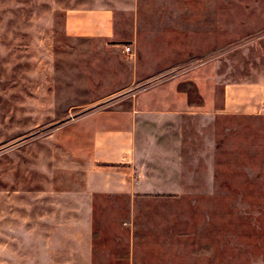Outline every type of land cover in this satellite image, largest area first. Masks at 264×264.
Here are the masks:
<instances>
[{
  "label": "crops",
  "instance_id": "crops-1",
  "mask_svg": "<svg viewBox=\"0 0 264 264\" xmlns=\"http://www.w3.org/2000/svg\"><path fill=\"white\" fill-rule=\"evenodd\" d=\"M182 1L159 0L157 15L177 22L149 25L142 40L133 4L68 11L65 34L85 43L87 58L85 70L70 75L71 108L81 110L53 138L71 167L46 170L50 183L39 178L24 199L2 203L6 264H171L179 234L169 225L179 217L158 212L162 201L199 205L217 193L219 174H237L233 166L219 169V151L233 144L235 119H264V58L255 64L249 55L252 46L264 51V0H242L241 9L194 0V26L180 20ZM218 16L255 17L236 29L246 33L240 41L262 33L239 44L241 65L226 55L219 67L218 49L227 44L218 42ZM223 22L233 30L231 20ZM191 29L194 49L185 52ZM125 44L133 45V60L125 59ZM143 207L149 216H141ZM141 223H149V244ZM12 251L22 260L13 262Z\"/></svg>",
  "mask_w": 264,
  "mask_h": 264
},
{
  "label": "rangeland",
  "instance_id": "rangeland-1",
  "mask_svg": "<svg viewBox=\"0 0 264 264\" xmlns=\"http://www.w3.org/2000/svg\"><path fill=\"white\" fill-rule=\"evenodd\" d=\"M158 3L153 1L149 15V0H0V217L6 219L8 210L1 208L2 203L24 199L25 190L32 185L39 188V178L50 183L54 177L46 175V170L54 173V169L71 167L70 159L56 147L53 138L59 133L56 127L81 110L71 108L70 75L81 67L85 70L87 58L85 43L65 34L68 11L133 4V23L142 40L149 36V25L164 26L177 20L173 15H157ZM183 4L186 14L180 15V20L194 26L199 8L194 0H184ZM218 6L241 9L242 0H218ZM243 18L255 19L218 16V42L220 46L227 44L218 49L221 69L226 55L235 66L245 62L239 44L262 34L249 33L241 41L237 39L246 35L236 30L241 28ZM226 19L233 22V30L223 26ZM201 24L202 40L206 41L209 24ZM193 35V29L185 33V52L194 49L190 45ZM74 51L78 55L72 56ZM263 53L261 48L250 47L251 63L263 59ZM233 127V144L221 145L224 149L219 151L218 162L219 169L225 172L227 166H233L237 174L232 178L218 175L216 198L203 197L196 206L186 200L179 207L172 201H162L158 208L160 213L179 217L178 223L169 225V229L175 228L176 236L179 234L175 245L179 252L170 257L171 264H264V119H235ZM241 170H246L244 175ZM140 213L149 216V207H143ZM3 226L6 223L0 218V264L7 262L1 249V243L6 242ZM138 231L141 237L147 236L149 244V223H141ZM22 258L12 251L13 262Z\"/></svg>",
  "mask_w": 264,
  "mask_h": 264
},
{
  "label": "built area",
  "instance_id": "built-area-1",
  "mask_svg": "<svg viewBox=\"0 0 264 264\" xmlns=\"http://www.w3.org/2000/svg\"><path fill=\"white\" fill-rule=\"evenodd\" d=\"M124 54L126 60H133L134 58V47L132 44H125L124 45Z\"/></svg>",
  "mask_w": 264,
  "mask_h": 264
}]
</instances>
